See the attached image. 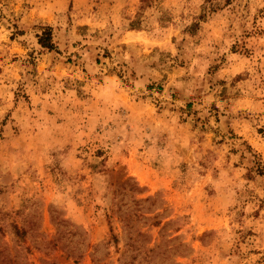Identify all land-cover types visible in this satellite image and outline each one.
I'll return each instance as SVG.
<instances>
[{
    "label": "rangeland",
    "instance_id": "1",
    "mask_svg": "<svg viewBox=\"0 0 264 264\" xmlns=\"http://www.w3.org/2000/svg\"><path fill=\"white\" fill-rule=\"evenodd\" d=\"M0 264H264V0H0Z\"/></svg>",
    "mask_w": 264,
    "mask_h": 264
},
{
    "label": "trees",
    "instance_id": "2",
    "mask_svg": "<svg viewBox=\"0 0 264 264\" xmlns=\"http://www.w3.org/2000/svg\"><path fill=\"white\" fill-rule=\"evenodd\" d=\"M38 42L42 47L52 49L54 47L51 41V29L49 26H46L41 31V34L38 35Z\"/></svg>",
    "mask_w": 264,
    "mask_h": 264
}]
</instances>
